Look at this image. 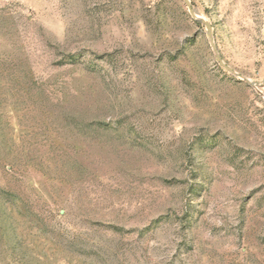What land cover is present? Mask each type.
I'll return each mask as SVG.
<instances>
[{
    "label": "rangeland",
    "instance_id": "rangeland-1",
    "mask_svg": "<svg viewBox=\"0 0 264 264\" xmlns=\"http://www.w3.org/2000/svg\"><path fill=\"white\" fill-rule=\"evenodd\" d=\"M264 82V0H191ZM0 264H264V84L184 0H0Z\"/></svg>",
    "mask_w": 264,
    "mask_h": 264
},
{
    "label": "water",
    "instance_id": "water-1",
    "mask_svg": "<svg viewBox=\"0 0 264 264\" xmlns=\"http://www.w3.org/2000/svg\"><path fill=\"white\" fill-rule=\"evenodd\" d=\"M184 3L185 5L187 6L188 8V11H189V14L190 16H192V18L201 26L205 27V29L207 30V34L209 35V38H210V42H211V45H212V48L215 52V54L217 55V59L220 63V65L226 70V71H229L231 74H234L235 76L237 77H240V78H243L244 81L248 82L251 86H253L254 88L258 89V86L264 84L263 83H256V82H252L250 79L248 78H244L242 77L240 74H238L232 67H230L228 64L225 63V61L223 60L222 56L219 55L218 53V50H217V47H216V44H215V38H214V35H213V28H212V23L201 17V16H198L194 9H193V5L191 3V0H184Z\"/></svg>",
    "mask_w": 264,
    "mask_h": 264
}]
</instances>
